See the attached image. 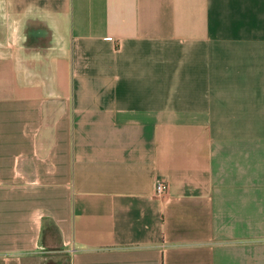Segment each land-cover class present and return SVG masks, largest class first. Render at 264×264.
Here are the masks:
<instances>
[{
  "label": "crops",
  "instance_id": "0c3cea01",
  "mask_svg": "<svg viewBox=\"0 0 264 264\" xmlns=\"http://www.w3.org/2000/svg\"><path fill=\"white\" fill-rule=\"evenodd\" d=\"M0 264H264V0H0Z\"/></svg>",
  "mask_w": 264,
  "mask_h": 264
},
{
  "label": "built area",
  "instance_id": "2783aa9c",
  "mask_svg": "<svg viewBox=\"0 0 264 264\" xmlns=\"http://www.w3.org/2000/svg\"><path fill=\"white\" fill-rule=\"evenodd\" d=\"M168 192V184L163 180H156L153 186V194L157 197H162Z\"/></svg>",
  "mask_w": 264,
  "mask_h": 264
}]
</instances>
